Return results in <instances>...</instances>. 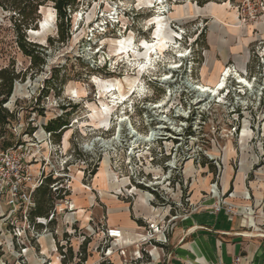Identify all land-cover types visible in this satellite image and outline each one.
<instances>
[{
	"label": "rangeland",
	"instance_id": "1",
	"mask_svg": "<svg viewBox=\"0 0 264 264\" xmlns=\"http://www.w3.org/2000/svg\"><path fill=\"white\" fill-rule=\"evenodd\" d=\"M11 2L0 6V70L21 76L4 105L11 124L0 127V264H113L97 221L104 201L139 199L176 227L208 200L241 210L258 199L264 228V0H75L63 41L48 1L38 28L24 31L28 53ZM166 21L174 43L153 57L145 92L129 95L124 79L139 76L144 50L139 59L121 48L153 41ZM227 70L218 94L200 91ZM51 121L68 123L57 140ZM43 171L68 192L51 190L54 218L37 234L19 207Z\"/></svg>",
	"mask_w": 264,
	"mask_h": 264
},
{
	"label": "crops",
	"instance_id": "2",
	"mask_svg": "<svg viewBox=\"0 0 264 264\" xmlns=\"http://www.w3.org/2000/svg\"><path fill=\"white\" fill-rule=\"evenodd\" d=\"M236 182V190H241L242 179L238 175ZM230 186L231 182H227L226 187ZM206 202V208L198 209L176 225L169 235L165 253L155 250L154 259L145 256L132 264H233L238 257L241 259L239 264H264L263 221L254 217V208L258 209L261 201L240 202L251 205L253 213L250 217L215 214L209 207L211 201ZM104 205L107 207V219L97 220L98 224L120 228L130 239L144 232L146 219H155L153 211L139 199L132 205L115 201H104ZM262 211L258 212L262 214ZM111 260L113 264L122 263L117 255Z\"/></svg>",
	"mask_w": 264,
	"mask_h": 264
},
{
	"label": "trees",
	"instance_id": "3",
	"mask_svg": "<svg viewBox=\"0 0 264 264\" xmlns=\"http://www.w3.org/2000/svg\"><path fill=\"white\" fill-rule=\"evenodd\" d=\"M48 1H52L54 3L56 13H57V29L58 33L61 34L60 40H64L65 30L68 29L70 24L71 15L69 14L70 8L74 5L75 0H12L11 5L15 7L18 11V21L15 23V28L17 30L18 35H21L19 39V46L25 53V32L30 29H37L39 24V9L44 6ZM9 0H0V6H5ZM32 44V43H29ZM33 52H37L34 50ZM35 58L34 54H30V56ZM20 73L10 72L7 69L0 70V127L10 126L11 119L13 117L12 114L8 113L4 105L7 103L9 98L13 93L14 82L20 78ZM45 129L48 133L51 134L54 140H57L61 133L68 129V123H62L60 121H51L45 126ZM58 179L54 177V175H50L45 179L42 185L37 187L35 193L33 194V200L35 206L29 212L30 221L41 230L43 228L42 224H37V218H45L48 219L50 216L51 209H48L47 205L49 204L48 199L50 197V193L53 190L55 193L64 192L65 194L68 192L64 187L59 188ZM57 186V189L54 190L52 186ZM65 257L66 255L63 254ZM64 257V258H65Z\"/></svg>",
	"mask_w": 264,
	"mask_h": 264
},
{
	"label": "built area",
	"instance_id": "4",
	"mask_svg": "<svg viewBox=\"0 0 264 264\" xmlns=\"http://www.w3.org/2000/svg\"><path fill=\"white\" fill-rule=\"evenodd\" d=\"M48 135L51 137V134L48 133ZM22 146V145H21ZM50 175H54L53 173L44 174L41 173V176L38 180H34L30 185L29 188V195L24 196V200L28 198V203L23 202V204L20 205L19 210L22 211L24 218L26 221L30 223L29 228H33L37 234H40V229H38L29 219V212L30 210L35 206L34 200H33V194L35 193L37 187L43 184L45 179L49 177ZM31 176L29 178V181H31ZM26 181V179H25ZM21 184H27L21 181ZM21 187V185H19ZM16 189V187H14ZM52 188L54 190L57 189V186L53 185ZM19 194V195H18ZM28 194V193H27ZM16 196H21L20 191H17ZM23 200V201H24ZM10 208L15 207V201H11ZM146 204V203H145ZM237 209V210H236ZM211 211H213L215 214L225 213L229 216H247L250 217L253 213L251 207H246L244 209L239 210L235 206L228 205L227 207L224 204L216 203L211 206ZM18 213V212H17ZM156 213V212H155ZM194 213V212H193ZM193 213L185 215L182 220L188 219L189 216H191ZM54 218L53 214H50L48 219L45 218H37L36 223L42 224L46 226V222L48 220H52ZM154 221L153 218L146 219V227L144 228L143 233L136 234L135 239L127 238L120 228H109L106 226V229L104 230V236L110 241L109 245L106 247L104 256L105 258H112L113 255H117L120 257L122 263L121 264H132L133 261L143 260L145 256L150 257L154 259L156 256L154 255L155 250H159L163 253H165V247L169 244V235L173 232L175 228V221L177 220V217H172L169 220L161 218V215L157 214L154 215ZM85 240V239H84ZM130 248H133V255L132 258L127 260V252ZM166 255V254H165ZM62 257H65L62 254ZM111 260V259H110ZM240 258H236L234 260L233 264H239ZM222 264V263H218Z\"/></svg>",
	"mask_w": 264,
	"mask_h": 264
},
{
	"label": "bare ground",
	"instance_id": "5",
	"mask_svg": "<svg viewBox=\"0 0 264 264\" xmlns=\"http://www.w3.org/2000/svg\"><path fill=\"white\" fill-rule=\"evenodd\" d=\"M160 4H161V2H160ZM161 9H162V7H159V11L157 12L158 15L155 18V21H157V22H160L161 20L166 19V17H165V14H166L165 10H161ZM166 30H167V21H166V24H164V26H162L160 28V32L153 39V41H151V42L141 41L140 43L136 44L135 46L122 47L121 48V52L119 54L131 57L130 52L131 53L133 52V55L132 56L134 58L138 57L139 59H140V56H139V53L138 52L144 50V53H143L144 58H143V60H141L142 62H138V63H136V65H134V71H137L139 73L138 74L139 76L137 78L133 79V80H131V78L129 77V75H126L125 76L124 81L125 82H128L129 83V86H130L129 92H128L129 95L131 93H133V95L135 93H137V95H142L145 92V90H144V86L145 85L143 83V79H144L143 77L145 75H147V74L148 75H152L153 68L155 67V65L157 64V61L159 59V58H156V59L154 58L153 59V57H155L156 55L158 56L159 54L162 55L163 52L166 51V49L170 47L169 44L171 45V44L174 43L173 42V39L171 37L170 38H167V36H166ZM179 58L180 59H183V56H179ZM158 63H159V61H158ZM151 70H152V72H151ZM170 70H173V69L170 68ZM224 71L222 72V74L219 77L218 81L213 86L203 85L202 87H200V91H202V92H208V93H210L209 94L210 96H211V94H214V95L215 94H218L220 92V90L223 89V87H224L227 79L230 76V70H227L225 73H224ZM238 78H239V80H240L241 83H247L246 79H244L242 76H240ZM167 80H169V77H166V78L162 79V81L164 83ZM128 83H127V85H128ZM126 97H125L124 94L121 93V90H120V98H117V99H120L121 100V103H122L124 100H126ZM118 104L120 105L119 102H118ZM163 105H164V102H162L161 105H159L157 107H160L161 108Z\"/></svg>",
	"mask_w": 264,
	"mask_h": 264
}]
</instances>
